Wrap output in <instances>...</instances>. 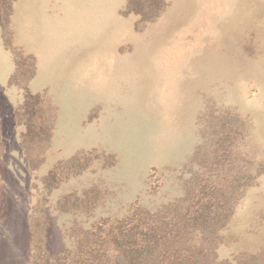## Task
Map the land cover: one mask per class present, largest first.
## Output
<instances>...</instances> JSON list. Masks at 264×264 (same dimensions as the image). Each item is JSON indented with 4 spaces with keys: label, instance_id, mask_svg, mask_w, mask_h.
I'll use <instances>...</instances> for the list:
<instances>
[{
    "label": "rangeland",
    "instance_id": "rangeland-1",
    "mask_svg": "<svg viewBox=\"0 0 264 264\" xmlns=\"http://www.w3.org/2000/svg\"><path fill=\"white\" fill-rule=\"evenodd\" d=\"M123 256L264 264V0H0V264Z\"/></svg>",
    "mask_w": 264,
    "mask_h": 264
},
{
    "label": "trees",
    "instance_id": "trees-1",
    "mask_svg": "<svg viewBox=\"0 0 264 264\" xmlns=\"http://www.w3.org/2000/svg\"><path fill=\"white\" fill-rule=\"evenodd\" d=\"M177 223V225L179 226V227H181V223H183L182 221H178V222H176ZM165 223H162L161 222V224H160V226H159V228H161L162 226L165 228ZM123 236V235H122ZM168 238H170V237H168ZM124 252H126V251H124ZM132 252H133V250H132ZM122 254H125V253H123V250H122V252H121ZM120 264H133V260H132V257H125L124 258V256L122 257V259H121V263Z\"/></svg>",
    "mask_w": 264,
    "mask_h": 264
}]
</instances>
